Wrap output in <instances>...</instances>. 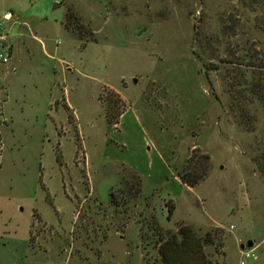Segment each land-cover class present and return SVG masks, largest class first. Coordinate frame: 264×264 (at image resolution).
<instances>
[{"label": "rangeland", "instance_id": "rangeland-1", "mask_svg": "<svg viewBox=\"0 0 264 264\" xmlns=\"http://www.w3.org/2000/svg\"><path fill=\"white\" fill-rule=\"evenodd\" d=\"M0 21V264H153L152 228L181 224L215 264L250 240L264 264V0H0Z\"/></svg>", "mask_w": 264, "mask_h": 264}, {"label": "trees", "instance_id": "trees-1", "mask_svg": "<svg viewBox=\"0 0 264 264\" xmlns=\"http://www.w3.org/2000/svg\"><path fill=\"white\" fill-rule=\"evenodd\" d=\"M76 26L78 30H82V25L78 20V17L75 15L74 11L71 9L68 10L67 19L65 27L70 29V26ZM75 28V27H74ZM73 28V30H75ZM261 89L258 85L251 88V91L254 93H260ZM105 103V102H104ZM117 103H115L116 105ZM124 111L120 113L110 112L108 107H105V116L107 122L110 126H117L119 120ZM195 155V154H194ZM190 156L187 161V164L184 168V172L179 173V178L181 183L187 187L197 186L201 180H203L209 170L208 161L210 157L207 154L200 156ZM132 180L135 179L141 185V177L139 174L132 170L127 169ZM126 180V177H124ZM130 180V179H129ZM128 181V179H127ZM131 184V183H130ZM116 192V193H115ZM119 193V194H118ZM111 204L115 203L118 205L122 200H124L123 191L112 190L110 192ZM174 205L169 204L168 206V218L173 214ZM141 239H145L143 229L141 228ZM155 236L157 237L154 247L157 250V258L153 259V264H215L211 259H209L204 252L206 245L214 244V236L209 233L204 238H201L197 235L195 230L186 224H181L177 232H163L159 227L152 228ZM30 244L32 246L33 237L32 231H30Z\"/></svg>", "mask_w": 264, "mask_h": 264}, {"label": "crops", "instance_id": "crops-1", "mask_svg": "<svg viewBox=\"0 0 264 264\" xmlns=\"http://www.w3.org/2000/svg\"><path fill=\"white\" fill-rule=\"evenodd\" d=\"M7 13H9V12H7ZM13 18L14 17L12 15V19L10 21H12ZM23 25L26 26V27H28L26 23H24ZM28 30L30 31L29 28H28ZM5 31L6 30L3 29L2 32H1V35H5V37H4V40H1L0 41V53L2 52V53H5V54H7L9 56V63H11L12 70H15V66L17 64V61H16V57L14 56V50H16V49L18 50L19 47H18V44L16 42H14V40H10V36L8 35L9 32H8V34H7V32L5 34ZM17 35L21 36V38L24 39L23 38L24 37L23 36V33H20L19 32ZM25 36H27V35H25ZM26 38L29 39V40H31V41H33V42L34 41L36 42V40H37V37L36 36H33L31 33H30V38L29 37H26ZM28 44H30V41H29ZM9 63H7V64H9ZM7 64H3L2 62H0V65H2V66L3 65H7ZM117 93L120 94L119 92H117ZM49 104H50V106H52V104H53L52 101L49 102ZM124 166H126V165H124ZM126 167L129 168L128 166H126ZM129 169H132V168H129Z\"/></svg>", "mask_w": 264, "mask_h": 264}, {"label": "built area", "instance_id": "built-area-1", "mask_svg": "<svg viewBox=\"0 0 264 264\" xmlns=\"http://www.w3.org/2000/svg\"><path fill=\"white\" fill-rule=\"evenodd\" d=\"M2 19L4 21H10L12 19V15L10 13H6ZM3 30V24L0 21V41L4 40L5 35H1V32ZM0 62H2L3 64H7L9 63V56L5 53H0ZM252 250H244L242 252V260L240 262V264H245L247 260L249 259H253L254 255L252 253Z\"/></svg>", "mask_w": 264, "mask_h": 264}, {"label": "water", "instance_id": "water-1", "mask_svg": "<svg viewBox=\"0 0 264 264\" xmlns=\"http://www.w3.org/2000/svg\"><path fill=\"white\" fill-rule=\"evenodd\" d=\"M254 246V243L253 241H248L245 245H241V249L242 250H245V249H251L252 247Z\"/></svg>", "mask_w": 264, "mask_h": 264}]
</instances>
